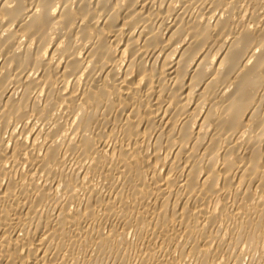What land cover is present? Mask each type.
Masks as SVG:
<instances>
[{
	"label": "bare ground",
	"instance_id": "6f19581e",
	"mask_svg": "<svg viewBox=\"0 0 264 264\" xmlns=\"http://www.w3.org/2000/svg\"><path fill=\"white\" fill-rule=\"evenodd\" d=\"M0 264H264V0H0Z\"/></svg>",
	"mask_w": 264,
	"mask_h": 264
}]
</instances>
